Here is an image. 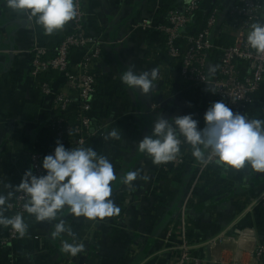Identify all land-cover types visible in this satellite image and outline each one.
Wrapping results in <instances>:
<instances>
[{
	"label": "crops",
	"instance_id": "1",
	"mask_svg": "<svg viewBox=\"0 0 264 264\" xmlns=\"http://www.w3.org/2000/svg\"><path fill=\"white\" fill-rule=\"evenodd\" d=\"M82 1L87 33L103 43L92 120L103 126L105 133L102 138L87 140L82 147L93 148L112 163L117 180L111 199L120 212L104 221H89L64 211L62 218L74 236L62 234L55 239L50 235L54 230L51 223L30 215L29 238L0 249V264H177V248L183 243L193 245L186 264L211 257L226 264H253L256 243L247 230L263 239L258 228L263 221L255 212L243 214L264 195V173L250 167L233 170L216 162L198 178L199 166L195 169L186 163L176 170L172 163L156 164L138 150L139 142L152 134L159 117L171 121L191 114L203 129L204 114L215 102L213 89L206 87L199 104L190 107L184 96L180 63L168 56L163 36L139 28L146 20L164 24L171 11H167L168 1L180 4L172 10L181 11L186 0ZM237 4L238 0H203L206 18L218 10V25L212 32L217 46L225 45L221 38L226 35L224 24L229 10ZM72 26L73 20L48 35L35 17L14 11L6 0H0V194L13 193L8 203L30 170L28 148L46 150L52 142L48 126L51 99L41 95L30 75L33 52L36 47L54 49ZM80 58L79 53L73 57L75 62ZM130 67L137 73L158 69L152 92L141 95L139 90H129L121 75ZM208 68L212 75V60ZM62 81L54 75L53 89L58 90ZM258 102L247 113L249 119L264 120V87ZM32 105H39L40 110L27 121L24 114ZM113 129L119 139L109 137ZM137 169L139 176L133 185L124 184V175ZM4 215L9 217L8 204ZM6 228L0 225V235ZM225 230L231 238L218 239ZM73 239L86 249L75 258L61 251V241L72 243Z\"/></svg>",
	"mask_w": 264,
	"mask_h": 264
},
{
	"label": "built area",
	"instance_id": "2",
	"mask_svg": "<svg viewBox=\"0 0 264 264\" xmlns=\"http://www.w3.org/2000/svg\"><path fill=\"white\" fill-rule=\"evenodd\" d=\"M82 0H75L77 15L73 19L70 33L61 43L51 50L45 47H36L33 52L30 75L42 96L52 95L53 111L51 109L48 126L52 132V149L45 151L38 149L30 160V170L34 175H44L42 169L43 158L54 152L57 142L62 143L66 149L83 146L87 140L104 137L93 126L89 117L92 97L96 88V69L103 60V43L93 39L86 30V13ZM203 0H192L183 10H171L164 24L154 20H146L139 25L145 31H157L164 37V46L168 56L180 63V74L186 88H192L195 93L201 92L205 87H211L215 102L223 101L234 113H246L258 105V94L264 87V54L257 53L247 43V35L251 25L262 20L264 0H238V4L228 12V20L224 24L223 33L232 39V44L226 48L217 46L212 41V32L218 25V10H214L207 17L202 26L194 30V17L202 10ZM138 27V26H137ZM80 52V61L75 62L74 55ZM72 60V62H71ZM213 61L214 72L211 75L208 65ZM57 73L63 77L65 86L61 90H54L51 74ZM77 114V123H70L67 115ZM182 154L167 163L174 168L186 164L184 155L189 148L180 137ZM192 152V151H191ZM216 163L213 157L209 163L199 164V175ZM165 169H168L165 167ZM27 197L18 192L15 198L8 203L9 218L21 214L24 222L30 216L24 208ZM264 210V195L246 209L243 216L252 214L257 209ZM184 210L182 214L184 215ZM248 236L253 235L256 243L252 252L253 264H264V238L260 239L253 230H247ZM229 230L220 234L218 239L226 240L231 237ZM2 245L13 241L25 239L26 233L20 237L11 226L4 232ZM215 239L214 241H216ZM213 241V242H214ZM212 242V243H213ZM193 245L183 243L177 248L180 254L178 264H186L190 260L189 252ZM191 264H226L224 261L211 259L193 260Z\"/></svg>",
	"mask_w": 264,
	"mask_h": 264
},
{
	"label": "clouds",
	"instance_id": "3",
	"mask_svg": "<svg viewBox=\"0 0 264 264\" xmlns=\"http://www.w3.org/2000/svg\"><path fill=\"white\" fill-rule=\"evenodd\" d=\"M192 0H186L191 3ZM8 8L35 17L44 32L51 35L62 29L77 15L75 0H6ZM248 45L257 53L264 54V23L251 25L247 35ZM214 71V69H210ZM158 69L137 73L131 67L121 75L129 90H139L147 95L155 88ZM205 127L199 128V121L191 114L169 121L159 117L152 134L138 144V150L149 156L154 163L174 160L180 152L181 139L192 148V155L198 163L207 164L215 157L218 164L233 170L250 167L257 173H264V120L249 119L246 115L234 113L223 101L213 103L204 114ZM110 138L119 139L113 129ZM107 139V138H106ZM44 175H34L27 170L14 190L27 197L24 208L40 222L53 226V239L62 234L74 236L72 229L62 218L64 211L76 218L89 221H104L118 215L119 207L111 199L113 182L117 180L112 163L91 147L66 149L57 142L52 154L43 158ZM139 169L127 172L123 183L132 186L139 176ZM9 187H12L9 185ZM8 196L0 194V225L11 228L23 237L27 224L21 214L14 217L4 215ZM83 243L73 239L61 241V251L73 258L85 251Z\"/></svg>",
	"mask_w": 264,
	"mask_h": 264
},
{
	"label": "trees",
	"instance_id": "4",
	"mask_svg": "<svg viewBox=\"0 0 264 264\" xmlns=\"http://www.w3.org/2000/svg\"><path fill=\"white\" fill-rule=\"evenodd\" d=\"M180 4H177L176 3V1H168V8H167V11L168 10H172V9H175L176 7H178ZM165 11H166V8L164 9ZM206 17H205V15H204V13H203V3H202V10H200L199 12H197L196 13V15H195V17H194V30H197V28H199L200 26H202L203 25V23L206 21V19H205ZM156 21V20H155ZM70 33V32H69ZM68 33V34H69ZM67 34V35H68ZM66 35V36H67ZM221 38H222V40H223V42H224V44L225 45H223V47L224 48H226V47H228V46H230L231 44H232V39L229 37V36H226V35H221ZM63 40V39H62ZM61 40V41H62ZM163 40H164V37H163ZM61 41L55 46V48L61 43ZM46 48H48V49H50L49 47H46ZM51 50V56H53V54H52V52H53V49H50ZM79 53V55H80V57H81V53L80 52H77L76 54H78ZM54 75H57V73H53V74H51V76H50V78L51 79H53V76ZM35 87L37 88V86H36V84H35ZM206 88V87H205ZM204 88V89H205ZM204 89L201 91V92H198V93H195V91L192 89V88H186L185 89V92H184V96H185V98H186V101H187V103H188V105L190 106V107H192V108H195L198 104H199V102H200V98H201V96H202V94H203V91H204ZM213 103H215V102H213ZM40 110V106L39 105H32V106H28V108H27V110L25 111V114H24V117L27 119V121H30V120H32L33 119V117H34V115L38 112ZM247 113H249V112H244V113H242V115H247ZM78 118V115L77 114H71V115H67V120H68V122H70V123H72V124H74V123H77V121H76V119ZM51 132V131H50ZM53 136L54 135H52V132H51V137H52V140H53ZM52 147H53V145H52V142H51V144H50V146L45 150V151H48L49 149L51 150L52 149ZM32 148V149H31ZM28 149H30V151H29V153L27 154V156H26V159H27V161H28V164H30V160H31V157H32V155L33 154H35L36 152H38L33 146L31 147H29ZM191 147H190V149H189V153H188V155L186 156V160H187V166H190V167H194L195 169H196V167L198 166V162L195 160V158L193 157V155H192V153H191ZM179 153H181V150H180V152ZM178 153V154H179ZM48 155V154H47ZM46 155V156H47ZM177 169H183V168H176V170ZM63 214H64V212L62 213V217H63ZM255 214L259 217H261L262 218V221H263V223H259V225H258V228H259V230H260V232H261V234H262V236L264 237V210L263 209H257L256 211H255ZM28 218H29V216H28Z\"/></svg>",
	"mask_w": 264,
	"mask_h": 264
},
{
	"label": "rangeland",
	"instance_id": "5",
	"mask_svg": "<svg viewBox=\"0 0 264 264\" xmlns=\"http://www.w3.org/2000/svg\"><path fill=\"white\" fill-rule=\"evenodd\" d=\"M79 61H80V59H79ZM71 62H72V60H71ZM78 62V61H77ZM99 66L100 65H98V66H95L94 68L96 69V79H97V75H98V70H99ZM31 68H32V66H31ZM61 77V76H60ZM62 78V86L58 89V90H61L64 86H65V81H64V79H63V77H61ZM34 81V80H33ZM58 90H56V91H58ZM96 90H97V83H96V88H95V93H94V95L96 94ZM94 95H93V97H92V104H91V111H90V113H89V117H90V120H91V123H92V125L93 126H95V127H97L98 128V130L100 131V132H104V127L103 126H100V125H96V124H94L93 123V120H92V113H93V109H94V105H93V98H94ZM46 97H48V98H50L51 99V104L53 105V100H54V97L52 96V95H46ZM51 109H52V111H53V107H51ZM51 109H50V112H51ZM105 134V133H104ZM105 136V135H104ZM85 145V144H84ZM83 145V146H84ZM82 147V146H81ZM43 150H45V149H43ZM27 220H28V217L26 216V218H25V224H27ZM27 233H28V235H29V232H28V228H27ZM4 237H5V235L4 234H2V235H0V242H3V239H4ZM29 237L27 236L25 239H22V240H19V241H13V242H11V243H9V244H7V245H2L1 243H0V249H5V248H7V247H9V246H11V245H13V244H15V243H17V242H20V241H23V240H26V239H28ZM157 258V257H156ZM158 259V258H157ZM74 264H76L75 262H73ZM178 264V263H177Z\"/></svg>",
	"mask_w": 264,
	"mask_h": 264
}]
</instances>
